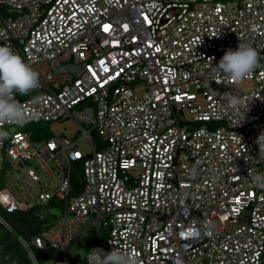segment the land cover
I'll use <instances>...</instances> for the list:
<instances>
[{
    "label": "built area",
    "instance_id": "obj_1",
    "mask_svg": "<svg viewBox=\"0 0 264 264\" xmlns=\"http://www.w3.org/2000/svg\"><path fill=\"white\" fill-rule=\"evenodd\" d=\"M240 39L260 54L248 91L215 71ZM0 46L39 75L15 94L24 124L69 116L93 147L61 132L0 142V213L47 220L41 255L72 262L81 241L138 264H264V189L249 178L264 165V0H0ZM33 162L60 181L54 192ZM52 203L63 210L48 223Z\"/></svg>",
    "mask_w": 264,
    "mask_h": 264
},
{
    "label": "clouds",
    "instance_id": "obj_2",
    "mask_svg": "<svg viewBox=\"0 0 264 264\" xmlns=\"http://www.w3.org/2000/svg\"><path fill=\"white\" fill-rule=\"evenodd\" d=\"M259 66L260 54L256 48H254L251 43L241 40L236 50L229 48L225 52L218 65L215 66V71L223 74L232 82L240 83L249 78ZM39 86L40 81L38 73L33 70L18 53L14 52L11 46H0V126L4 124L22 126L27 122L28 117L25 108L23 104L16 99L15 94L27 95L34 89L39 88ZM222 98L225 100V104L234 111H239L241 107H246L245 101L235 95L224 93ZM12 134H14V129L5 130L3 127H0V142ZM255 142L258 144L260 150L257 160L264 161V131L259 134ZM249 178L255 187L264 189V171L258 169L254 171L250 170ZM3 211L6 210H2V212ZM2 212L0 213L1 216ZM3 219L11 226L4 217ZM11 228L12 230L6 229L9 232H13L14 229L12 226ZM30 248L34 254V258H32L27 249H25L32 264H40L37 256H48L41 255L38 252L34 241H32ZM78 257L79 254L73 258L72 262H69L66 260L67 258L65 256L64 264H75ZM88 260L90 264H138V259L135 254L131 251L120 250L115 246L110 252H105L103 249L99 248L92 249L88 252ZM41 264H50V261L46 260Z\"/></svg>",
    "mask_w": 264,
    "mask_h": 264
},
{
    "label": "trees",
    "instance_id": "obj_3",
    "mask_svg": "<svg viewBox=\"0 0 264 264\" xmlns=\"http://www.w3.org/2000/svg\"><path fill=\"white\" fill-rule=\"evenodd\" d=\"M2 216L13 227L14 231L9 232L0 224V264H32V261L20 241L22 238L30 246L33 238L47 220H41L38 211L33 209L27 212H2ZM41 263L48 260L50 264H64L65 256L52 252L48 256H37ZM81 261V262H80ZM75 264H86L85 259L77 258Z\"/></svg>",
    "mask_w": 264,
    "mask_h": 264
},
{
    "label": "rangeland",
    "instance_id": "obj_4",
    "mask_svg": "<svg viewBox=\"0 0 264 264\" xmlns=\"http://www.w3.org/2000/svg\"><path fill=\"white\" fill-rule=\"evenodd\" d=\"M253 87H254V83L245 85L244 83L240 82L237 84V88L245 91H248ZM185 117L189 118L188 114H185ZM13 129L14 131L29 132L33 134L34 140H38V141L47 140L48 138L54 136L56 132H61L65 137H70L72 141L79 140V148L83 153L91 154L93 152V147L91 142L87 138L83 137L84 134L80 129L79 125L69 116H65L60 121H56V122L23 124L22 126H18ZM93 139L96 142L101 141L100 138L95 134L93 135ZM34 165L35 167H38L37 164ZM2 168L4 169L3 163H2ZM260 171H264V165L260 168ZM37 173L38 176L43 180V182L49 185L51 193L52 191L54 192V190L60 186V181L57 178L54 179L51 178L50 175L44 172L40 167H38ZM62 210H63V206H58L52 203L51 206H49V209H46L45 211L47 214H50L48 218V223H54L56 219L62 214ZM41 211L43 212V210ZM233 230L234 227L229 228L230 232ZM75 251L76 253L79 254L78 258L84 259L89 249H85V246L80 241L77 244ZM52 264H55V262H53Z\"/></svg>",
    "mask_w": 264,
    "mask_h": 264
},
{
    "label": "snow or ice",
    "instance_id": "obj_5",
    "mask_svg": "<svg viewBox=\"0 0 264 264\" xmlns=\"http://www.w3.org/2000/svg\"><path fill=\"white\" fill-rule=\"evenodd\" d=\"M108 27H109L108 25H105V30H107V29H108Z\"/></svg>",
    "mask_w": 264,
    "mask_h": 264
}]
</instances>
